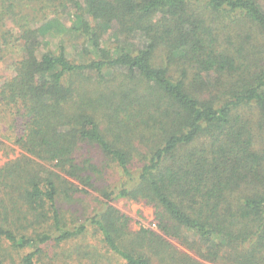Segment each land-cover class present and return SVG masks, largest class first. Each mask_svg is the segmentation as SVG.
Returning <instances> with one entry per match:
<instances>
[{"label": "trees", "instance_id": "1", "mask_svg": "<svg viewBox=\"0 0 264 264\" xmlns=\"http://www.w3.org/2000/svg\"><path fill=\"white\" fill-rule=\"evenodd\" d=\"M30 3L0 106L41 161L0 181V264H264V0H1L0 20Z\"/></svg>", "mask_w": 264, "mask_h": 264}, {"label": "rangeland", "instance_id": "2", "mask_svg": "<svg viewBox=\"0 0 264 264\" xmlns=\"http://www.w3.org/2000/svg\"><path fill=\"white\" fill-rule=\"evenodd\" d=\"M32 7V3L26 5L17 20L12 13L3 16L0 20V86L4 85V83L7 82L13 75V71L10 69L9 65L15 61L19 55H21L20 52L22 51L21 43L17 41V38L21 34L20 22L18 21H20L24 14H29ZM30 17V20L32 21L34 16ZM68 19V14L64 13L60 22L69 24ZM30 24L32 27L40 26V23L38 24L36 21H33L32 23L30 22ZM43 31V41L41 42V47L38 50L39 56L46 52L47 49L55 50L59 43V34H56L53 30L48 31L45 28ZM111 35L112 32L106 34L105 38L108 39ZM5 37H7L8 44L4 41ZM66 45L70 57L78 59L79 56H81L80 49L82 48V44L78 38L76 41L67 37ZM5 46H9L10 49L6 50L7 48H5ZM13 118L14 115L9 111V107L0 106V181L6 179L5 176L7 172L15 166V162L21 161L22 163H31L32 159L35 160V162L41 161L35 155L31 154L27 150L25 151L20 144L17 143L18 136L23 131V126L20 123V116H17V120H19L18 123H13ZM89 151L92 155L98 158L97 161L102 162L103 159L96 151H94L93 148H89ZM89 190V194H77V203H74L73 206L70 207L72 211L74 210L77 212V222L84 220L88 215H91L98 209L97 197L99 195L92 189ZM114 205L129 216L131 229L138 230L142 226L158 229L154 207L145 201L122 199L117 201ZM89 236V242L92 246H98L99 238L94 236L92 232Z\"/></svg>", "mask_w": 264, "mask_h": 264}]
</instances>
